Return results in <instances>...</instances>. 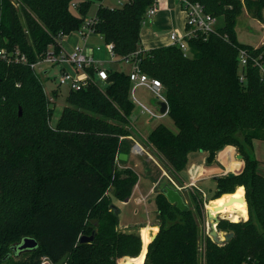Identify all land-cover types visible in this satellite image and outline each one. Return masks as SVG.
<instances>
[{"label":"trees","instance_id":"trees-1","mask_svg":"<svg viewBox=\"0 0 264 264\" xmlns=\"http://www.w3.org/2000/svg\"><path fill=\"white\" fill-rule=\"evenodd\" d=\"M95 1L101 0H17L16 8L11 0H0V51L6 54L0 57V264H40L43 256L55 264L64 254L65 264H122L141 250L139 235L118 230L108 194L111 188L117 201L128 200L138 178L116 159L132 144L126 138L134 109L128 75L108 69L103 88L69 90L67 106L52 126L42 74L30 67L52 45L59 49V33L83 25ZM156 1L97 7L91 27L112 44L115 61L140 50L141 22ZM194 1L211 16L223 17L224 24L190 38L188 56L174 45L140 52L138 68L162 84L167 114L178 130L159 124L145 141L176 180L190 153L237 149L243 170L216 178L214 199L244 186L248 218L219 221L217 232L233 237L221 244L206 237L203 264H264V176L251 153L252 142L264 140V81L252 61L264 62V43L241 44L235 31L244 9L262 19L264 0ZM240 49L250 57L244 81L238 73ZM154 203L159 229L143 264H200L198 223L190 206L179 211L159 190ZM92 232V242L79 243ZM25 237L37 247L14 255L11 246Z\"/></svg>","mask_w":264,"mask_h":264},{"label":"crops","instance_id":"crops-1","mask_svg":"<svg viewBox=\"0 0 264 264\" xmlns=\"http://www.w3.org/2000/svg\"><path fill=\"white\" fill-rule=\"evenodd\" d=\"M177 3H178L177 0H157V11L151 17H145V16L143 17V20L141 22V30H140L139 48L141 51H146L149 49H154L163 46H169L171 45L169 39V34L171 32H177L180 34L184 32L186 28L185 14L182 11L179 3L178 4ZM160 32H164V33L160 34ZM95 38H97V40L98 39L101 40L103 46H100L98 43L95 44V41H93ZM59 42H60V46L66 52H72L75 50L76 47H79L81 48L83 53L92 55L96 60L103 61V65H105L106 63L107 64L123 63L121 61H115V57L114 59H109L108 50L106 48L107 43L104 42L102 35L94 32L87 34L85 38H83L79 36L76 33V31H74L62 37ZM97 46L101 48L99 52L94 50V48ZM105 68L107 70L110 69L106 67V65ZM135 86H139V85L136 83H131L130 95H131V90L133 94V90H134L133 87ZM141 86H145V85H141ZM145 87L148 88V86ZM56 88L59 87L56 86ZM148 90L150 91L149 88ZM161 99L164 100V98ZM141 107H142V110H140L141 115H143L144 113L143 110H145L146 112L151 113V115L159 119L168 116L167 112L165 114H161L159 112V107L157 105H155L157 111L155 113H157V116H155V114L152 111L150 112L144 106ZM151 121H152L151 118H146L144 122L143 121L141 122L142 123L141 125L145 127ZM157 125L152 127V129H154ZM152 129H150V131ZM150 131L145 136H142L143 140H146V137L148 136ZM126 138L130 140L132 144L130 146L128 153L125 154L126 160L119 162L120 160H118V156L116 157L117 165L119 168H124V166H130L131 169L133 168L132 170H135V174L137 175L138 178L136 184L133 187L130 198L126 201L120 202L125 207V209L122 213L121 209L118 208L119 209V213L117 215L118 227H120L121 229L129 230V227H131L130 223L135 224L139 229L140 227L142 229L143 227H145V225L149 228L156 227L157 228L156 231L150 230L149 232L150 234L152 233L153 235H155L158 231V226L155 224L157 210L154 203V197H151V194L154 192V189L157 186L156 183L158 181L152 182L148 178V173H146L145 171L144 173L143 172L140 173L146 167L145 165L149 164V161L146 158V152L138 151L136 146L139 145V142L138 140L133 139L131 135H129ZM143 145L145 146V148H149V146L146 144V141L145 143L143 142ZM189 156H191V159L190 160L188 159L186 169L183 171L185 172V174H183V177H180L179 175V179L181 181V183L179 184H181L180 186L182 187L183 186L188 187L189 184L193 182L195 185L194 187L199 188L198 182L209 179L214 180V184L216 186L215 183L216 178L226 176L230 172H233L234 175H237L243 170L244 167L243 160L236 159L238 158L237 157L238 155L236 153V148L233 146H226L222 150L216 152L214 159L211 163L206 162V158L208 157V152H193L190 153L188 157ZM147 157H149V155ZM193 168H195L194 173L192 171ZM139 174H141V176H139ZM167 178L171 180L168 174H166L164 170H162V173L159 172L160 182L162 180L163 182H165ZM160 182H158V184ZM174 188H177V190H179L178 187H174ZM142 212H144L145 221L140 216Z\"/></svg>","mask_w":264,"mask_h":264},{"label":"rangeland","instance_id":"rangeland-1","mask_svg":"<svg viewBox=\"0 0 264 264\" xmlns=\"http://www.w3.org/2000/svg\"><path fill=\"white\" fill-rule=\"evenodd\" d=\"M11 1L14 3L16 8H19L17 0H11ZM121 1H122V3H125L128 0H121ZM100 4L103 6H109V7H120V4L117 3V0H101L100 2L95 1L92 3V5L89 8L88 14L86 16V20L90 19L91 17H94L95 11ZM214 18H215V29L218 27H221L224 24L223 17H214ZM235 31H236L237 40L241 44L250 45L252 47H257V46H260L261 44H263L264 43V9L262 10V19L261 20H258L256 18L252 17L244 9L242 11L241 15L238 16ZM163 33L164 32H160V34H163ZM95 39L93 40V41H95V44L98 43L100 46H103L102 45L103 43L101 40H99V39L97 40V38H95ZM105 65H106V67L110 68L111 70H117V71H121L124 73H129L130 69H131L130 66L128 64H125V63H118V64H116V63L107 64L106 63ZM36 70L39 73H41L45 70L46 71L45 73H47V74L41 73L42 74L41 83H42V86L44 88V91H45L47 97H49L51 99L50 104H51V108L53 110H52V114H51L49 121H50V124L52 126H54L55 122L58 120V118L61 114V111L63 110L64 107L67 106L66 96L68 94V89L66 86H60L59 88H56V86L58 84V78H59V70H58L57 66H51L50 64H47V63H41L36 67ZM100 87H102V86L100 85ZM133 88H134L133 94H132V90H131L130 99L134 102L135 107H134L133 113L130 117V125H129L130 135L133 137V139L138 140L139 145L141 147V150L139 148H137L138 151L139 152H146V158L149 161V164H146L145 165L146 167L140 173H142V172L144 173V171H145L146 173H148V178L152 182H157V181L160 182L159 181V172L162 173V170H164L165 173L168 174L170 179L173 181V183H172L171 180H169L167 178L165 182H163V180L159 184L157 182L156 183L157 186L155 187L154 192L151 194V197L155 198V193L164 184H169V185H172L173 187H178V189H179L178 191H181V193L184 195L185 200H186L187 204L190 206V209H191L192 213L194 214L196 221L198 223V230H199V233H198L199 234L198 259L200 261V264H203L204 263V256H205L204 239L206 237L210 238L208 235L209 223L206 219V204H208L210 201L214 200V192H215V188H216V186L214 184V180L209 179V180L198 182V187L201 190L199 188L194 187V186H188V187L183 186L182 187V186H180L181 184H179V183H181L180 179L176 180L171 175V173L167 170V168L164 167V161L161 159V157L158 156L154 151H152L151 148L150 149L145 148V146L143 145V142L145 143V140H143L142 136H145L150 131V129H152V127H154L155 125L163 124L164 126H166L168 129H170L174 133H176L178 130H177V127L174 125L172 119L168 116H166L162 119H159V118L151 115V113L146 112L145 110H143L144 113H143V115H141L140 114V110H142L141 106H144L150 112L152 111L155 114V116H157V113H155L157 111H156V108L154 105V103L156 101V95L151 93L148 90V88L145 86L139 85V86H135ZM160 94L163 96L162 91ZM146 118H151L152 121L147 126L143 127L141 125L142 124L141 122L142 121L144 122L146 120ZM236 153H237V155H240L238 153L237 149H236ZM251 153H252V156L258 161L257 173L264 176V140L255 139L252 142V152ZM147 154L149 155V157H147L148 156ZM188 159L190 160L191 156H189ZM236 159L242 160L239 158H236ZM121 169H126V170L128 169V170H131L135 173V170H132L133 168L131 169L130 166H124V168H121ZM137 172H139V171H137ZM183 174H185V172H181L179 174L180 177H183ZM139 176H141V174H139ZM237 188L238 187L235 188L234 192L236 191ZM108 194L112 197L113 205L116 206L117 208H120L121 212L123 213L125 207L120 203V201H117L113 197V189L109 188ZM223 195H227V194H222L221 196H223ZM221 196H219V198ZM216 199H218V198H216ZM199 201L202 202L201 205H199ZM199 211H200V213L198 214ZM140 216L145 221L144 212H142V214H140ZM218 218L220 220H227L228 222H233L230 218L227 217L226 214L225 215H218ZM245 220H247V219H245ZM245 220L241 219L239 221H245ZM155 224L158 226V229H159V219H158L157 215L155 218ZM130 225H131V227H129L130 231L128 229L127 230L121 229L120 227H118V230L121 232L135 233V234L139 235V237L141 239V235H140L141 227L139 229L133 223H130ZM84 232H85V230L83 231V233ZM225 233H227V232H225V231L219 232L218 231V234H220L219 235L220 239L222 238L223 234H225ZM149 235L152 236L153 234L149 233ZM141 243H142V240H141ZM141 250H142V246H141ZM141 250H140L138 256L140 255ZM126 258H131V257H124V260ZM43 259H45L44 256L42 257V260ZM124 260L122 261V264H123ZM49 262L54 264L50 260H49Z\"/></svg>","mask_w":264,"mask_h":264},{"label":"built area","instance_id":"built-area-1","mask_svg":"<svg viewBox=\"0 0 264 264\" xmlns=\"http://www.w3.org/2000/svg\"><path fill=\"white\" fill-rule=\"evenodd\" d=\"M182 11L185 14V24L186 28L183 33L171 32L169 34V39L171 45L178 47L184 56H188L189 54V46L188 40L192 38L197 32H201L203 34H209L215 30V18L210 14L205 12V9L202 4L196 2L194 0H177ZM117 3L122 6L121 0H117ZM72 8L75 7V3L71 4ZM157 11V1L147 8L144 16L151 17ZM94 23L93 17L85 20L83 25L76 30V33L85 38V36L89 33H92V25ZM62 33H59L57 37H55V44L59 47L58 50H54V46L52 45L50 49H48L43 55L42 58L30 65L36 73L47 74L44 70L39 73L36 70V67L41 63H47L51 66H57L59 70V78L57 87L66 86L68 90L72 91H80L84 90L92 85H103L106 83L108 73L105 65H103V61L96 60L92 55L85 54L82 52L81 48L76 47L72 52H66L60 46V39L64 37ZM106 48L108 50L109 59H114L113 46L112 44L107 43ZM95 51L99 52L101 48L99 46L94 48ZM141 50L136 51L130 56L124 58L121 62L128 64L130 66V72L127 73L129 80L131 83H136L138 85L148 86L150 91L156 95L158 98H163L160 94L163 91L162 84L160 81L148 77L146 74L140 72L138 68V63L140 62V54ZM0 57L6 58V54L0 51ZM261 57L257 59H252L254 65L258 67L261 79L264 80V62L259 60ZM22 62H26L24 56H20L18 58ZM249 55L245 50L240 49L238 52V73L240 81L245 80V76L243 73V68L249 62ZM100 87V88H102ZM49 100H51L49 98ZM141 150L139 145L136 146ZM173 183V181L171 180ZM189 186H195L193 182L189 184ZM40 264H52L49 262V259L45 258L41 260Z\"/></svg>","mask_w":264,"mask_h":264},{"label":"water","instance_id":"water-1","mask_svg":"<svg viewBox=\"0 0 264 264\" xmlns=\"http://www.w3.org/2000/svg\"><path fill=\"white\" fill-rule=\"evenodd\" d=\"M154 104L159 107V112L161 114H165L167 112V103L164 100L156 97V101ZM18 111H19L18 114L21 115V109L20 108ZM214 156H215V152H209L208 157L206 158V162L211 163L214 159ZM237 157L239 159H241L242 156L238 155ZM118 160H120V161L126 160V155L122 154V153L119 154ZM227 176L233 177L234 173L230 172L227 174ZM241 187L243 188V191H244V186H241ZM159 192L165 196V198L167 199V201L170 204H174L179 211L186 212L189 210V206H188L184 196L180 193V191H178L173 186H170L169 184H164L163 186H161L159 188ZM232 200L233 199L230 198L229 201H232ZM238 200L239 201L245 200L244 195H243V198H240ZM245 203H246V201H245ZM110 208L113 211V214L115 216H117L119 213V209L116 206H114L113 204H111ZM246 208H247V203H246ZM247 218H248V216H247ZM206 219L209 223L208 235H209L212 242H214L216 244H221L223 242H227L230 238L233 237V233L228 232V233L223 234L222 238L220 239V236H219L217 229H216V226L219 223L220 219L218 218V215L213 216L210 213V211H208L207 209H206ZM234 223H236V222H234ZM94 235H95V232H92V234L90 236L82 235V236H80L78 241L80 244L92 242L94 239ZM155 236H156V234L151 237V241L155 238ZM36 247H37V242L33 238L25 237V238H22L16 244L12 245L11 250H12V252H14V255H20L21 253L32 251ZM67 258H68V254H64L55 264H65ZM144 259H145V257H144ZM125 264H135V263L129 262L128 260H126Z\"/></svg>","mask_w":264,"mask_h":264},{"label":"bare ground","instance_id":"bare-ground-1","mask_svg":"<svg viewBox=\"0 0 264 264\" xmlns=\"http://www.w3.org/2000/svg\"><path fill=\"white\" fill-rule=\"evenodd\" d=\"M229 151V150H228ZM224 153V152H223ZM226 153V152H225ZM232 158V157H231ZM222 162V161H221ZM195 168L192 169L194 173ZM243 188L239 186L233 194L223 195L218 199H214L206 204V209L210 211L213 216L217 215H227L232 221L237 222L241 219H247V208L245 200L239 201L238 199L243 198ZM144 198V197H143ZM232 198V201H229ZM150 230L156 231L157 228H149L145 225L141 229V240H142V250L138 257L126 258L123 262L125 264L126 260L133 262L135 264H142L147 250V245L151 241V235H149ZM220 235V234H219Z\"/></svg>","mask_w":264,"mask_h":264}]
</instances>
